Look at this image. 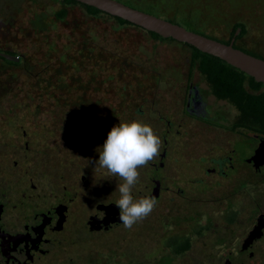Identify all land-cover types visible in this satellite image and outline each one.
<instances>
[{
  "label": "rangeland",
  "instance_id": "374dc122",
  "mask_svg": "<svg viewBox=\"0 0 264 264\" xmlns=\"http://www.w3.org/2000/svg\"><path fill=\"white\" fill-rule=\"evenodd\" d=\"M118 1L221 40L238 28L237 47L264 57V0ZM36 16L45 25L36 26ZM0 51L20 56L14 66L0 58V183H11L27 170L46 193L79 188L91 212L96 204L119 198L116 186L121 178L95 162L97 147L120 120L146 122L161 139L159 155L138 168L139 178L133 186L137 198L151 193L154 166L160 161L164 169L184 168L185 173L198 168L194 175L204 178L199 168L211 167L209 160L226 154L224 150L236 138L234 131L216 126L219 124L186 116L178 90L199 77L190 68L192 51L184 43L154 39L138 28L89 17L79 6L64 5L60 0H0ZM208 99L211 109L222 114L217 123L231 126L235 108L215 101L210 94ZM166 120L172 122L171 127L167 128ZM164 133L172 142L165 147L168 158L163 160ZM247 134L249 148L242 149L246 140L238 149L243 158L253 150L250 137L254 133L248 130ZM241 165L247 167L245 161L238 167ZM165 171L160 169V173ZM248 177V196L235 202L243 204L244 211L234 234H242L245 222L254 220L256 205L264 210V165L257 172L249 169ZM207 184L201 187V198L217 201L200 206L201 228L212 216L217 229L211 234H223L219 226L227 212L222 206L228 202L218 200L226 193L225 187L229 193V186L226 180L219 186L218 182ZM164 198L162 194L153 210L131 228L120 222L105 232L90 234H99L96 239L102 247L113 248L112 254L120 260L133 250L139 264H161V257L156 259L159 262L147 259L149 235L158 244L165 234L197 229L193 216L181 214L187 210L178 212L180 205H166ZM76 199L80 207V196ZM156 248L159 245L152 247V255ZM179 258L187 262L190 257Z\"/></svg>",
  "mask_w": 264,
  "mask_h": 264
},
{
  "label": "flooded vegetation",
  "instance_id": "af4514ba",
  "mask_svg": "<svg viewBox=\"0 0 264 264\" xmlns=\"http://www.w3.org/2000/svg\"><path fill=\"white\" fill-rule=\"evenodd\" d=\"M195 72L199 78L187 82L184 88L178 90L184 102L186 116L206 124H219L216 126L234 131L236 138L228 151L224 150L226 154L209 160L211 167L199 168L203 170L204 178L195 176L196 173L194 175L198 168L193 169V172L186 169L188 172L185 173L182 172L184 168L164 169L162 161L158 167L154 166L155 177L151 178V193L156 190L155 200L164 194L163 202L166 205L179 204L178 212L187 210L181 214L193 216L197 231L169 236L165 234L158 239V244L156 240L154 243V236L149 235L150 248L146 250L147 259H150V262H159V259H156L161 257V264H264V210L260 204L256 205L254 220L250 224L245 222L244 228L240 227L242 234H234V227L239 226L241 222H238L240 213L244 211L243 204L238 206L235 202H241L244 196H248V170L252 168L257 172L264 165L255 168L249 160L258 140L249 135L253 139L252 154L243 158L242 150L238 149L246 140V147L243 145L242 149L249 148L248 129L223 126L221 121L217 123V116L222 117V114L218 115L211 109L208 95L217 102L230 103L217 98L204 76L196 69ZM166 126L171 127L172 122L166 120ZM238 131L241 133H237ZM166 132L168 134L167 129ZM166 134H162L163 160L168 158L165 147L172 142ZM243 161L247 167H238ZM250 164L252 167H248ZM160 169L166 171L160 173ZM224 180L226 186H229V193L225 187L226 193L218 200L221 203L228 202L222 206L227 212L219 226L223 234H211L216 231L217 223L212 216H208L201 228L198 213L201 205L207 203L212 206L211 202L216 203L217 200L201 198V187L209 182H218L219 186ZM176 181L181 185L174 187L173 182ZM57 191L59 193H46L40 189L34 176L27 170L11 183H0V264H139L133 250L128 252L126 259L120 260L119 255L112 254L113 248L102 247L96 239L99 234H90L105 232L120 223L116 221L117 211L105 208L115 202L96 204L89 212L85 193L79 188H60ZM77 196L81 198L80 207L77 204ZM202 234L211 237H204ZM158 245L159 248H156L155 254L152 255V247ZM184 255L190 257L187 262L179 258Z\"/></svg>",
  "mask_w": 264,
  "mask_h": 264
},
{
  "label": "trees",
  "instance_id": "16d2710c",
  "mask_svg": "<svg viewBox=\"0 0 264 264\" xmlns=\"http://www.w3.org/2000/svg\"><path fill=\"white\" fill-rule=\"evenodd\" d=\"M60 1L64 5L79 6L80 8L84 10V12L89 17L100 18V19H105V20L109 19V20H112L113 22H116L120 26H129V27L138 28L146 32L148 35H150L154 39H159V40L165 39L157 35L154 32L146 31L121 18L111 16L94 7L79 3L75 0H60ZM42 23L45 25L43 18L42 17L39 18V16H36V26L39 27L42 25ZM237 29L238 28H236L235 30H232V32L230 33V35L228 36L226 40H221L219 38L213 37L207 34L206 32H204L202 28L201 30L204 33L199 32V34H203L207 37L214 38L216 40H219L223 43L228 44L231 38L234 37ZM195 32L198 33L197 31ZM36 34H37V31H36ZM238 37H239L238 35L235 36V40L233 43L234 47L239 48L243 50L244 52H247L249 54H252L254 56L264 59V57L262 56L256 55L245 49L237 47V45L235 44V41L237 40ZM170 40L174 41L173 39H170ZM187 46L192 51L191 60L189 62L191 69H196L197 71H199L201 75L204 76L209 87L212 90V93L217 98H220V99H223L229 102L236 109L237 114H236V117L231 127L232 128L245 127L250 132L260 133L264 135V84L260 82H256L252 77L228 65L227 63H225L224 61H222L221 59L217 57L202 53L190 45H187ZM64 53H61L60 55V59L62 62H64V59H65ZM15 56L20 57L18 54H16ZM5 62L10 64L11 66L18 65L19 63V61L10 62L6 60ZM58 123L62 124V120L59 119Z\"/></svg>",
  "mask_w": 264,
  "mask_h": 264
},
{
  "label": "clouds",
  "instance_id": "9594fccd",
  "mask_svg": "<svg viewBox=\"0 0 264 264\" xmlns=\"http://www.w3.org/2000/svg\"><path fill=\"white\" fill-rule=\"evenodd\" d=\"M161 139L153 128L138 119L120 120L107 131L106 137L96 149L99 167L122 180L116 186L119 198V219L125 228H131L146 217L156 204L151 194L133 195V186L139 178L138 168L153 161L159 155Z\"/></svg>",
  "mask_w": 264,
  "mask_h": 264
},
{
  "label": "water",
  "instance_id": "95a60500",
  "mask_svg": "<svg viewBox=\"0 0 264 264\" xmlns=\"http://www.w3.org/2000/svg\"><path fill=\"white\" fill-rule=\"evenodd\" d=\"M75 1L94 7L111 16L121 18L146 31L154 32L162 38L173 39L176 42L190 45L202 53L221 59L228 65L252 77L256 82L264 84V59L244 52L243 50L233 46L235 36L238 34L239 29L235 32L232 40L226 44L214 38L188 30L171 21L133 8L118 0ZM0 57L10 62L19 61L18 56L2 51H0ZM253 137L258 140V145L249 160L253 163V166L257 168L264 164V135L254 133ZM150 194L155 197L157 195L156 190H153ZM105 208L111 210L112 208L115 209L118 216L116 221L121 222L119 219V208L115 204L107 205Z\"/></svg>",
  "mask_w": 264,
  "mask_h": 264
}]
</instances>
